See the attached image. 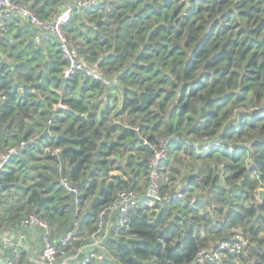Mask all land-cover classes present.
<instances>
[{"label":"clouds","instance_id":"9594fccd","mask_svg":"<svg viewBox=\"0 0 264 264\" xmlns=\"http://www.w3.org/2000/svg\"><path fill=\"white\" fill-rule=\"evenodd\" d=\"M0 264H264V0H0Z\"/></svg>","mask_w":264,"mask_h":264}]
</instances>
